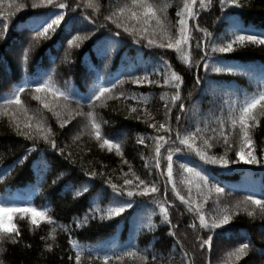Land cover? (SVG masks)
Wrapping results in <instances>:
<instances>
[{"label":"trees","instance_id":"trees-1","mask_svg":"<svg viewBox=\"0 0 264 264\" xmlns=\"http://www.w3.org/2000/svg\"><path fill=\"white\" fill-rule=\"evenodd\" d=\"M20 2L25 8L17 10ZM32 2L0 0V205L34 207L53 223L36 217L33 224L29 212L0 214L10 230L0 234V264H77L78 254L79 264H264V211L251 201L245 203L248 196L264 200V109L253 110L252 144L242 150L240 125L231 124L246 100L264 91V44L236 42L230 52L214 51L226 46L238 30L264 39V0L224 5L211 0L204 8L196 0V15L188 20L189 43L182 45L189 63L176 49L159 47L178 38L176 13L185 0H147L164 22L163 29L155 19L143 24L127 11L120 14L132 0H92L98 9L86 7L89 0H53L37 8ZM60 3L66 7L60 9ZM57 13L63 16L61 24L38 37L34 29ZM109 16L112 19H106ZM125 26L132 31L125 32ZM77 36L82 39L70 44ZM173 71L183 81L175 103ZM137 79L141 83H135ZM37 82H50L68 93V101L50 91L35 92ZM18 87L25 88L21 104L5 105L3 100ZM100 87L110 91L99 100L90 99ZM92 119L99 124V139ZM160 124L171 131L160 129ZM221 124L231 148L220 136ZM21 131L32 138L18 134ZM177 134H191L194 147L180 144ZM158 136L165 138L159 142V168ZM104 139L118 144L119 151L101 147ZM197 151L237 162L213 165ZM237 151L245 159L251 151L258 163H244ZM137 177L158 191L128 197L127 191L139 193L145 187ZM174 185L188 204L173 192ZM217 187L224 191L216 193ZM124 202L132 207L107 215ZM159 204L167 208L171 224L163 220ZM197 206L209 224L222 218L225 209L230 220L202 228ZM209 236L211 246L201 247ZM244 243L249 247L239 253Z\"/></svg>","mask_w":264,"mask_h":264},{"label":"snow or ice","instance_id":"snow-or-ice-1","mask_svg":"<svg viewBox=\"0 0 264 264\" xmlns=\"http://www.w3.org/2000/svg\"><path fill=\"white\" fill-rule=\"evenodd\" d=\"M237 0H220L221 5H224L225 3H231V4H236ZM53 4V0H39V4L36 2V0H33L31 7L32 8H37L40 5L43 4ZM196 0H185V3L183 5V9L177 11L176 15L179 17L177 23L179 25L178 28V38H176L175 40H172L171 38H169V42L167 44L161 43L159 45V47H167V48H174L177 50L178 53H180L183 61L185 63H189V58H188V53L184 51V49L182 48V45H187L189 43V36L187 35L188 32V20L192 17H194L196 15V13L193 12V5H195ZM211 4V0H200V6L202 8L204 7H208ZM58 7L60 9H63L66 7L65 4L60 3L58 5ZM86 7H90L93 9H98L99 8V4L98 3H93L92 0H89V2L86 4ZM17 10L19 9H23L25 8V3L20 2L19 4L16 5ZM130 13V18L137 20L139 22H142L143 24H147L148 21L150 19H155L156 20V24L163 29L164 27V22L160 19L157 18L156 15V10L153 4L148 3L147 0H132V5L131 7L128 8H121L119 9L120 14H123L125 12ZM116 13H113V16H115ZM106 19H112L111 16L106 17ZM63 20V16L62 14H55L50 21H46L44 22L38 29H34L37 31L38 37L39 36H47V34L50 31H54L55 30V26H58L61 24V21ZM3 21H0V24H3ZM7 25H5L6 27ZM121 24H117V27H121ZM201 31H203L202 29H200ZM124 31L125 32H130L132 31V29L128 28V27H124ZM140 30H137V32L139 33ZM163 35L167 36L168 33L164 32ZM204 35L205 36H210L211 34L204 31ZM233 39L230 40L226 46H220L218 48H214V51H219V52H230L233 49V44L236 42L239 43H244L245 41H251L253 43H260V44H264V39L258 38L256 35H246V34H240L239 30L236 33H233ZM82 39L81 37L77 36L74 38V40L69 41L70 44L74 43L75 41H78ZM155 43L154 40H149V44H153ZM200 47L199 42L197 43V48ZM25 55H27V52L25 53ZM191 66V65H189ZM165 67L167 69H171V66L167 64V62H165ZM222 69L219 68H214L213 71H221ZM171 81L175 82L174 83V87L176 88V94L172 97V101L173 103H175V101L180 99V88L181 85L183 83L182 78L180 75H178L176 72H172L171 73ZM135 83H141L140 79H137L136 81H134ZM165 84L169 83V79L165 78L164 80ZM35 92L39 93L42 91L45 92H52V94L54 96H58V97H62L64 99V101H68L69 99V95L68 93L64 92V91H60L59 89H54L53 86L51 85L50 82H37L36 83V87H35ZM25 88L24 87H18L15 94L12 95L10 98H6L3 100V103L5 105H12V104H16V105H20L21 104V100H20V93L24 92ZM110 89L107 87H100L97 90H95L92 93V96L90 97V99L92 100H99L102 96L105 95V93L109 92ZM121 95H123V93H121ZM37 100H40L41 97L40 96H35L34 97ZM163 98V97H162ZM257 106H259L261 109H264V91H261L258 95L253 96L251 99L246 100V102L244 103V105L242 107H240L239 109V115L236 118H233L231 120V124L232 127L235 128V126L237 125V123H239L240 125V136H241V150L243 149V147L245 145H251L252 144V139H251V135H250V128L253 126L249 123V121H255L256 117L253 114V110L257 108ZM44 107L45 108H49V104L44 103ZM66 107V105H65ZM91 107V105H90ZM180 109L183 110L184 105L180 104L179 105ZM132 111H136L135 108L132 109ZM56 114V113H54ZM79 114V113H78ZM89 117L93 116V113H88ZM177 119H179V117H177ZM66 123V121H65ZM92 128L95 130L97 138H100V133H99V124L95 121V119H92ZM17 128L19 129L20 125L17 123ZM26 127L28 126L27 124L25 125ZM63 126V125H62ZM153 127H155V125H152ZM38 128H42V125H37ZM223 124H221V132H220V136L223 137L224 139V143L228 146V148H231V144H229L228 141V134L226 132L223 131ZM160 129H165L166 131H171L170 128H166L165 124H160L159 125ZM49 132L51 131L50 129L48 130ZM18 134L20 135H24L25 137H27L28 139H31L32 136L29 134V132H25V131H21ZM45 139H47V137H45ZM157 141V145H156V167L159 168L160 167V148H161V144L159 143L160 141L164 140L165 138L163 136H158L154 138ZM177 140H179L180 144L185 145L187 148L192 149L194 147L193 143H190V140L193 139V136L191 134L189 135H185L183 138L180 137L179 134H177L176 137ZM140 143H144L143 139L140 140ZM205 144H208V140L204 141ZM51 145L53 148L56 147V143L55 141L51 142ZM108 146L110 149L112 147H116L117 151H119V145L118 144H114L110 139H104L103 140V144L101 145V147L104 146ZM211 146V145H209ZM176 151H180L179 148L176 149ZM197 154L201 156V158L206 162V163H210L213 165H220V166H228L230 163H235L237 161H229L225 156H221L219 158H217L216 156H207L199 151H197ZM248 158L245 159L244 156L241 155V151H237L236 152V156L239 158V160H242L244 163L247 164H253V163H258L256 157L254 155H252V152L249 151L248 152ZM169 163H168V177H169V181L171 182V177H172V155L171 153H169L168 157H167ZM187 171L189 173H193L194 170L192 168H188ZM96 173H92V176H95ZM195 175L197 177H199L201 180H204L205 184H207V179L205 177H203L201 175V173L199 171L195 172ZM137 180H139V183L141 185H145L144 189L142 192L139 193H134L133 191H127V196L128 197H133L134 194L135 195H147L149 192H157L158 189L156 188L155 185H152L151 187H148L145 184L144 180H141L139 177H137ZM132 181L131 180H125V184H131ZM111 187L113 188V190L119 195V190L117 189L115 184H112ZM224 190L222 188H215V192L216 193H222ZM173 192H175L178 196L179 193L177 192V189L175 187V185L173 186ZM79 194V193H77ZM179 198L185 203L188 204L189 201L185 200V198L183 196H179ZM251 201L252 204L257 205L258 207H260V209L262 211H264V200L261 199H255L252 196H248L246 197L245 203ZM132 204L131 202H124L122 204H118L115 207H112L108 212L107 215H119L121 213H123L125 211L126 208H131ZM237 207H239V204L237 205ZM159 208H160V212L163 216V220L165 222H167L168 224H171V221L169 219V215H168V210L167 208L164 206V204H159ZM193 209L191 207H189V211H192ZM195 211L198 214L199 217V221H200V226L202 228H216L220 225H224L227 224L230 220V216L227 215V210L225 209L224 212L225 214L222 216V218L216 219L214 218L211 222V224L207 223L205 220V216L202 212H200V208L199 206H197V208L195 209ZM9 212H29L31 213L32 216V220L31 223L33 224H37V220L36 217H41L43 219H46L48 221V223H53V221L51 220L50 217H48L46 215V213L44 211H38L36 208L34 207H27V208H9L5 205H0V214H7ZM252 213H249V215H251ZM194 227V225H193ZM12 230H15L14 228ZM10 230L4 227V221L0 220V234H4V233H8ZM56 231L55 228L52 229V232L54 233ZM173 235H175V233H172ZM16 235H19V232L16 231ZM9 239H12L13 243H15V239L11 236L8 237ZM211 241H212V237L209 236L207 239L203 240V242L201 243V247H204L205 245H209L211 246ZM49 248H51V245H48ZM249 247L248 243H244L242 244L239 249L238 252L239 253H243L245 251V249H247ZM128 255H134L133 252H128ZM80 255L78 254L76 256V261L77 264H79L80 262ZM105 261H107L109 258L106 256ZM142 259L145 260V262L147 261V257H142ZM153 259H155V257H153Z\"/></svg>","mask_w":264,"mask_h":264}]
</instances>
